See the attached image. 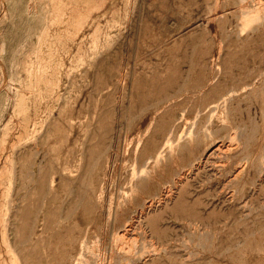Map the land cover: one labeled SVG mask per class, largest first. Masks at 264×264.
<instances>
[{"label":"rangeland","instance_id":"1","mask_svg":"<svg viewBox=\"0 0 264 264\" xmlns=\"http://www.w3.org/2000/svg\"><path fill=\"white\" fill-rule=\"evenodd\" d=\"M2 1L0 264H264V0Z\"/></svg>","mask_w":264,"mask_h":264},{"label":"bare ground","instance_id":"2","mask_svg":"<svg viewBox=\"0 0 264 264\" xmlns=\"http://www.w3.org/2000/svg\"><path fill=\"white\" fill-rule=\"evenodd\" d=\"M244 5V4H243ZM248 5V4H247ZM243 7H245V5L243 6ZM3 8H5V1L3 2H0V10L2 11V9ZM247 8V7H246ZM246 12V11H245ZM249 12H253V11H249ZM253 16H255V14L253 15ZM256 19V18H255ZM258 19V18H257ZM242 33H244V32H242ZM216 77V76H215ZM249 86V85H248ZM247 86V87H248ZM243 90H245V89H243ZM230 91V90H229ZM234 94V93H233ZM228 95V94H227ZM231 96V95H230ZM229 96V97H230ZM229 97H222L221 99H220V102H218V103H215V104H212L211 106L214 108V107H216L218 104H222L223 106L225 105V103H226V100L229 98ZM232 97V96H231ZM221 105V106H222ZM178 140V139H177ZM167 143V142H166ZM166 143H165V145H166ZM194 143V142H193ZM166 146H168V145H166ZM162 148H163V146H162ZM168 148V147H167ZM165 151V150H164ZM226 150H224L223 151V148H222V143H218V142H215V143H213L212 145H210V147H209V149H208V152H210V154L212 153V154H215V153H217V152H221V153H224ZM162 152H163V150H161V151H159L158 153H157V156H156V160L157 161H161L162 160ZM164 155V154H163ZM262 157H263V159H260L261 161L260 162H262L261 164V168L260 169H257L256 170V172H257V174H258V181H261V180H263L264 179V154H262ZM159 163V162H158ZM200 164L201 163H199V161H194V162H192V163H190L188 166H187V169H185L184 171H182V173L178 176V177H176V180L174 181V184L176 185V184H179V183H181L182 182V180H183V175H184V172L186 171H192V170H197V169H199V167H200ZM242 164V163H241ZM238 165V164H237ZM237 167V166H236ZM252 167V166H251ZM39 169V168H38ZM244 169V167L243 168H241L240 170H238V171H242ZM239 173V172H238ZM234 174V173H233ZM41 175V174H40ZM243 176V175H242ZM235 177H236V174H235ZM234 177V178H235ZM236 179V178H235ZM51 184V183H50ZM226 185V184H225ZM43 185L41 184V187H42ZM52 187V186H51ZM168 187V186H167ZM52 189V188H51ZM172 190V189H171ZM168 191V190H167ZM166 191V192H167ZM164 195V194H163ZM149 202H151V201H149ZM154 202V201H153ZM153 203H150V204H148L145 208H144V211L146 210V209H149L151 206H153L152 205ZM143 211V210H142ZM141 212V211H140ZM139 212V213H140ZM136 216H137V214H136ZM133 217V216H132ZM138 217V216H137ZM14 219V218H13ZM134 219V217L132 218V219H128L129 221L125 224V225H123L122 226V228H121V231L122 232H124V233H127V232H129L130 230H131V226L135 223L134 221L135 220H133ZM126 222V221H125ZM134 222V223H133ZM129 234V233H128ZM5 239V238H4ZM119 240H120V238H119ZM126 242V241H125ZM116 244V243H115ZM119 244V243H118ZM117 244V245H118ZM129 244V243H128ZM119 246V245H118ZM118 246H117V248H118ZM131 247V246H130ZM133 247V246H132ZM126 248V247H125ZM125 248H123V249H125ZM120 249H122V247L120 248ZM133 249V248H132ZM9 250H10V248H9ZM113 250H114V247H113ZM112 249H111V251H113ZM116 250V249H115ZM13 250H11V252H12ZM117 251L119 252V250L117 249ZM128 251H129V249H128ZM10 252V251H9ZM115 252V251H114ZM114 252H111L110 254V259H111V261L110 262H112V259L114 260V262H115V260H119V262L118 263H120V262H123V261H126L125 262V264H140L141 263V258L142 257H140V258H130V257H128V258H126V254L127 255H129L130 254V256H131V253H132V251L131 252H129V254L127 253V251H122L123 252V254H122V256H124L123 258H122V256H120L119 258H118V254L117 253H115V254H117V255H115L114 254ZM134 252V251H133ZM104 253V252H103ZM121 255V254H120ZM151 255H154V254H151ZM150 255V256H151ZM102 256H103V254H102ZM133 256V255H132ZM95 257V256H94ZM97 257V256H96ZM109 257V256H108ZM105 258V257H104ZM121 258V259H120ZM98 259V258H97ZM96 260V259H95ZM105 260V259H104ZM104 260L103 261H99V260H97V262L99 263V264H102V262L104 263ZM79 263H80V261H79ZM78 263V264H79ZM114 264V263H113Z\"/></svg>","mask_w":264,"mask_h":264}]
</instances>
